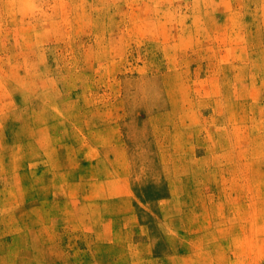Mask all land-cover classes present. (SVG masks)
<instances>
[{
	"label": "rangeland",
	"instance_id": "obj_1",
	"mask_svg": "<svg viewBox=\"0 0 264 264\" xmlns=\"http://www.w3.org/2000/svg\"><path fill=\"white\" fill-rule=\"evenodd\" d=\"M0 264H264V0H0Z\"/></svg>",
	"mask_w": 264,
	"mask_h": 264
}]
</instances>
